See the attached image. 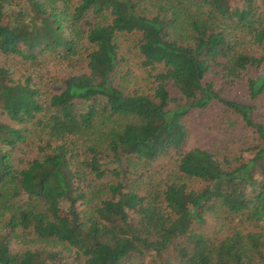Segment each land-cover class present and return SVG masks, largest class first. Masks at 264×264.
Returning <instances> with one entry per match:
<instances>
[{"label": "trees", "instance_id": "16d2710c", "mask_svg": "<svg viewBox=\"0 0 264 264\" xmlns=\"http://www.w3.org/2000/svg\"><path fill=\"white\" fill-rule=\"evenodd\" d=\"M0 54L86 62L0 68V264H264V0H0ZM193 120L253 143L183 151Z\"/></svg>", "mask_w": 264, "mask_h": 264}, {"label": "rangeland", "instance_id": "374dc122", "mask_svg": "<svg viewBox=\"0 0 264 264\" xmlns=\"http://www.w3.org/2000/svg\"><path fill=\"white\" fill-rule=\"evenodd\" d=\"M231 5V4H230ZM122 46L128 45V41L121 40ZM127 43V44H126ZM134 49L129 52V59L127 64H122L119 70L130 73L131 82L128 88L138 87V83H143V70L138 67V60L132 57ZM40 64L37 66H28L29 63L23 62L20 58L15 56H4L0 54V68L7 69L10 73V78L13 80H22L24 75H29L31 82L40 87L42 91L50 94L56 91L59 82L68 76L78 74L86 71L85 61L82 58H76L73 61L62 62L56 57H49L45 55L40 57ZM24 73V74H23ZM226 98L238 102H247V94L245 89V82L238 81L235 85L230 87L224 95ZM2 119L0 115V120ZM208 119H206L207 121ZM205 121V122H206ZM203 123L190 121L188 124L189 133L186 139V144L183 151L191 149L207 150L215 154L216 158L222 156L232 157L236 155L240 149L247 147L253 143V135L248 130L239 131L237 133H227L219 131L215 128H208L203 126ZM24 156L16 153V157L22 161L32 157V151L23 149ZM174 154L171 152L168 156L159 159L151 165V171L156 179L165 177V174L170 172L174 167ZM153 170L156 172L154 173Z\"/></svg>", "mask_w": 264, "mask_h": 264}]
</instances>
